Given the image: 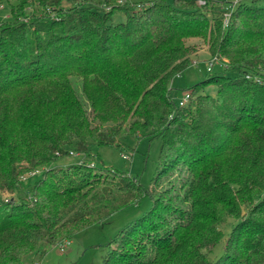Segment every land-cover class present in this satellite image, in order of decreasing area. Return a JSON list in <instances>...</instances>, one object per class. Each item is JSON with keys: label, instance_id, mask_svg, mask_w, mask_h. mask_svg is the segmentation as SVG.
Returning a JSON list of instances; mask_svg holds the SVG:
<instances>
[{"label": "trees", "instance_id": "obj_1", "mask_svg": "<svg viewBox=\"0 0 264 264\" xmlns=\"http://www.w3.org/2000/svg\"><path fill=\"white\" fill-rule=\"evenodd\" d=\"M1 1L14 3L0 20V264L42 257L145 195L104 264H264V0ZM191 38L229 67L180 104L172 81L198 52ZM130 138L161 141L148 188L94 150L134 153ZM75 154L91 162L57 164Z\"/></svg>", "mask_w": 264, "mask_h": 264}, {"label": "rangeland", "instance_id": "obj_2", "mask_svg": "<svg viewBox=\"0 0 264 264\" xmlns=\"http://www.w3.org/2000/svg\"><path fill=\"white\" fill-rule=\"evenodd\" d=\"M167 1L172 2L173 0ZM239 1L241 0H237L234 4L229 3L228 5L234 7ZM244 1L250 2L251 0ZM13 3L14 1L0 2V20L10 18L11 4ZM64 6H69V3L65 2ZM32 9L33 7L27 9L26 14H31L33 12ZM36 11L40 12V9H36ZM122 18V14H116L114 20L120 21ZM188 41L191 44H195L198 52H201L193 55L192 63L197 61L198 64H191L184 72L173 79L171 95L176 102L184 99L187 102L188 88L207 75V61L212 56L208 46L201 38H191ZM221 68L222 66L215 64L213 72H217ZM225 73L230 76H236L239 74V71L232 69L225 71ZM211 92L214 94L215 89H212ZM129 143L137 146V150L134 153L124 154L114 147L104 145L98 146L94 150L107 165L116 170L136 175L140 184L148 188L151 186L157 172L161 141L159 139L143 138L136 142L134 138H130ZM73 162L77 164H89L91 161L84 155L75 154L58 161L57 164L66 166ZM42 169L27 171L22 175L23 185L20 192H31V187L34 181L41 175ZM13 195L17 196V194ZM8 197L9 195L5 194L2 198L6 199ZM151 205L152 200L148 195H145L137 203L120 209L99 223L83 228L75 233L71 239L63 240L52 246L45 245L46 250L42 257L39 254L35 256L31 255L22 264H104L111 247L110 243L114 237L124 226L149 210ZM228 230L229 227H226V231ZM68 241L69 243H67ZM62 246L64 247L63 250L61 249ZM221 249L222 245H218L214 254L220 253Z\"/></svg>", "mask_w": 264, "mask_h": 264}, {"label": "built area", "instance_id": "obj_3", "mask_svg": "<svg viewBox=\"0 0 264 264\" xmlns=\"http://www.w3.org/2000/svg\"><path fill=\"white\" fill-rule=\"evenodd\" d=\"M236 2H237V0H235V3ZM199 3L200 4H205L206 0H199ZM228 15L229 14L227 13V18H228ZM192 64L196 65L198 63H197V61H194ZM215 64H218V65L222 66L223 68H227V67H229V59L226 58V57L220 58L218 56H211L209 58V60L207 61V70L211 71ZM247 77L251 78V74H247ZM255 79L258 80V81L261 80V78L259 76H255ZM179 103L180 104H184L185 103V99L184 100H180ZM67 243H69V241ZM61 249L63 250L64 247L62 246Z\"/></svg>", "mask_w": 264, "mask_h": 264}, {"label": "crops", "instance_id": "obj_4", "mask_svg": "<svg viewBox=\"0 0 264 264\" xmlns=\"http://www.w3.org/2000/svg\"><path fill=\"white\" fill-rule=\"evenodd\" d=\"M228 1H229V0H228ZM229 3H231V4L233 3V4H234V3H235V0H230ZM200 52H201V51H200ZM200 52H197V53L199 54ZM197 53H196V54H197ZM187 95H188V94H187Z\"/></svg>", "mask_w": 264, "mask_h": 264}]
</instances>
